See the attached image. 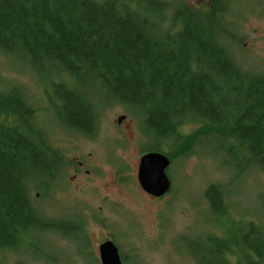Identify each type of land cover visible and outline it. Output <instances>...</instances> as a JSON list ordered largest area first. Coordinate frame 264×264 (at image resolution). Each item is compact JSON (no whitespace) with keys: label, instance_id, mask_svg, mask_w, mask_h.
I'll return each instance as SVG.
<instances>
[{"label":"trees","instance_id":"1","mask_svg":"<svg viewBox=\"0 0 264 264\" xmlns=\"http://www.w3.org/2000/svg\"><path fill=\"white\" fill-rule=\"evenodd\" d=\"M135 1L0 0V52L24 61L50 87L49 104L72 131L90 133L92 98L104 95L139 114L153 133L150 149L171 161L173 150L161 149V142L185 155L210 134L239 151L238 170L256 166L264 173V73L230 58L218 38L227 29L219 24L222 32H214L218 7L180 8L174 19L182 25L169 33L143 12L149 0ZM33 115L18 86L0 91V251L18 249L24 233L63 227L45 220L32 202V186L49 185L64 162ZM187 120L198 126L184 135ZM224 192L211 183L204 197L227 216ZM241 225L208 233V244L185 250L197 264H264V227L252 220Z\"/></svg>","mask_w":264,"mask_h":264},{"label":"rangeland","instance_id":"2","mask_svg":"<svg viewBox=\"0 0 264 264\" xmlns=\"http://www.w3.org/2000/svg\"><path fill=\"white\" fill-rule=\"evenodd\" d=\"M126 1L136 5L135 0ZM149 1L151 7L143 12L160 31L169 33L182 25L174 19L180 8L210 10L205 0ZM231 6L228 22L221 23L216 15L214 32H222L221 25L227 29L218 38H224L223 47L241 69L264 73V0H230ZM41 80L24 61L0 52V91L19 87L34 109V124L47 133L48 142L64 159L49 185L31 189L37 211L47 221H61L63 227L22 234L18 249L0 252V264H99L92 251L106 237L118 247L123 264H197L185 249L208 244V233L227 234L226 229L235 231L247 220L264 227V173L256 166L238 170L243 162L237 149L219 145L210 134L196 139L185 155L169 141L159 142L161 149L173 150L166 169L171 185L165 194L152 197L142 191L136 177L141 151L154 145L153 133L146 132L140 115L108 96H96L91 102L92 134L72 131L49 104L50 87ZM197 126L187 120L180 131L188 135ZM211 183L225 190L227 216L204 197Z\"/></svg>","mask_w":264,"mask_h":264},{"label":"water","instance_id":"3","mask_svg":"<svg viewBox=\"0 0 264 264\" xmlns=\"http://www.w3.org/2000/svg\"><path fill=\"white\" fill-rule=\"evenodd\" d=\"M168 165L169 158L163 152L150 150L141 154L136 172L140 188L155 197L165 194L171 185L166 172ZM99 260L100 264H123L118 249L111 240L100 243Z\"/></svg>","mask_w":264,"mask_h":264},{"label":"flooded vegetation","instance_id":"4","mask_svg":"<svg viewBox=\"0 0 264 264\" xmlns=\"http://www.w3.org/2000/svg\"><path fill=\"white\" fill-rule=\"evenodd\" d=\"M205 7H208V8H211V7H218V14H220L219 16H220V20H221V23H225V22H228L227 21V19H230L229 17H230V15H229V13H228V10L230 9H232V6L230 7V0H205ZM232 5V4H231ZM232 11V10H231ZM227 15H228V17H227ZM123 114H121V115H119L118 117H117V119H116V123H120L121 122V119L123 118ZM120 119V120H119ZM90 129H91V131H90V133L92 134V131L94 130V126H95V119H93V121H92V123L90 122ZM67 129H70V128H67ZM75 132H77V131H75ZM78 133H81V132H78ZM89 133V132H88ZM151 149L150 148H147V149H145V150H143V151H141V149H140V151H141V153H140V155L141 154H143L144 152H146V151H150ZM140 155H139V157H140ZM139 157H138V161H139ZM138 161H137V166H138ZM77 164H78V166L79 167H81V166H83V162L82 161H80V160H78L77 161ZM85 172H88V169H85L84 170ZM143 191V190H142ZM144 192V191H143ZM146 193V192H145ZM147 194V193H146ZM148 195H150V194H148ZM150 196H152V195H150ZM152 197H155V196H152ZM105 240H111L110 238H105V239H103V240H100V241H97V243H96V247L93 249L94 251H92V253H93V257H94V259H95V261L97 262V259H98V261H99V264H100V260H99V245H100V243H102L103 241H105ZM112 241V240H111ZM113 242V241H112ZM114 243V242H113ZM115 244V243H114ZM116 245V244H115ZM117 247V246H116ZM117 249H118V247H117ZM4 250L5 249H3L2 250V253H4ZM92 250V249H91ZM1 252V251H0ZM118 253H119V251H118ZM98 254V255H97ZM2 256V254L0 255V257ZM119 256H120V259H121V255L119 254Z\"/></svg>","mask_w":264,"mask_h":264}]
</instances>
